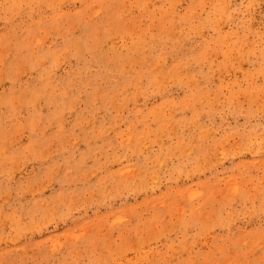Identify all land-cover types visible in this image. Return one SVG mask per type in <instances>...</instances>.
<instances>
[{
  "label": "rangeland",
  "instance_id": "obj_1",
  "mask_svg": "<svg viewBox=\"0 0 264 264\" xmlns=\"http://www.w3.org/2000/svg\"><path fill=\"white\" fill-rule=\"evenodd\" d=\"M0 264H264V0H0Z\"/></svg>",
  "mask_w": 264,
  "mask_h": 264
}]
</instances>
